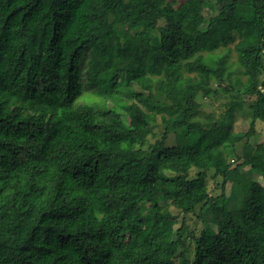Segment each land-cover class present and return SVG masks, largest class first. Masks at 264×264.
<instances>
[{
	"label": "trees",
	"instance_id": "obj_1",
	"mask_svg": "<svg viewBox=\"0 0 264 264\" xmlns=\"http://www.w3.org/2000/svg\"><path fill=\"white\" fill-rule=\"evenodd\" d=\"M189 2L179 16L169 0H0V264H264V184L242 170L243 191H225L227 152L264 121V0ZM234 64L255 96L245 133L223 85ZM213 80L232 100L202 123ZM158 115L161 138L132 145ZM212 171L224 177L215 197ZM164 201L211 212L191 260Z\"/></svg>",
	"mask_w": 264,
	"mask_h": 264
},
{
	"label": "rangeland",
	"instance_id": "obj_2",
	"mask_svg": "<svg viewBox=\"0 0 264 264\" xmlns=\"http://www.w3.org/2000/svg\"><path fill=\"white\" fill-rule=\"evenodd\" d=\"M172 1L174 7L177 8V12L179 16H182L186 9L189 7L190 2L189 0H169ZM214 2V0H209ZM204 13L206 17H210L212 12L209 8L204 9ZM196 42L202 43V37H198ZM134 49H130V53H132ZM236 59L235 51L231 54V60ZM233 71L232 80L231 82L225 81L223 85L232 84L234 87L233 94L239 95V103L242 104L241 108L236 109L232 118V129L234 132L245 133L251 127L252 121V108L250 104L255 99V96L248 97L247 95H243L241 87L236 84V78L241 77L246 79L245 76H241L240 69L237 68V65L234 64L231 67ZM139 91H142L140 88L141 86H137ZM222 85L219 82L213 80L211 84V89L216 90L217 94L214 96H203L199 95L197 98L198 107L195 116V120L201 121L202 123H207L213 120L222 119L221 115L225 112V109L229 106L230 101L232 100L231 93H225L222 89ZM263 90V89H262ZM264 91V90H263ZM166 96L168 97L170 102H174L177 97L178 93L176 90L171 89L169 85H166L165 88ZM162 124L161 117L158 115L157 121L155 126L153 127V133L149 134L145 138L139 136L138 133H131L128 136V139L132 145L139 144L142 142L145 143H153L156 140L160 139L162 136L163 127L160 125ZM256 132L255 135L252 136L249 141L247 139L242 140L241 143H237L236 152L229 151L227 152L226 161L232 164V168L234 169L231 171L229 175L227 187L225 191L227 195L230 196L231 189L235 192H241L247 185V180L242 175V170L248 173V176L254 180L260 181L264 184L263 176L251 169V164H247L243 166L241 169H236L237 165L242 163L243 159L239 158V154L245 153V156L248 157L254 164L259 166H264V149H259L258 146L260 144H264V121L258 120L255 123ZM229 131H219L218 136L223 139L228 136ZM176 134L170 133L167 138V145L173 146L176 145ZM147 147L145 144L144 148ZM236 153V154H235ZM195 173V169H192L191 174ZM223 175L219 174L218 176H213V171L208 174V187L209 192L213 197L220 195L223 193ZM162 205L168 206L178 219V223L176 227H180L181 224L185 223V230L183 231L182 242L180 244V251H182L185 247L188 249L187 257H190V260L193 259L194 253V240L191 239L193 234L199 236L202 230L207 226L209 223L211 226H214L211 223V212L205 211L202 213L201 205H198L194 211L191 213H183L180 209L176 208L170 201L162 202ZM134 214L138 213V211L133 212ZM203 216V217H202ZM181 263V259L178 258L177 264Z\"/></svg>",
	"mask_w": 264,
	"mask_h": 264
}]
</instances>
